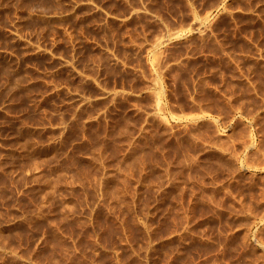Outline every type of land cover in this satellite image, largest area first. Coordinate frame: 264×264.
<instances>
[{"label":"rangeland","instance_id":"obj_1","mask_svg":"<svg viewBox=\"0 0 264 264\" xmlns=\"http://www.w3.org/2000/svg\"><path fill=\"white\" fill-rule=\"evenodd\" d=\"M0 264H264V0H0Z\"/></svg>","mask_w":264,"mask_h":264}]
</instances>
